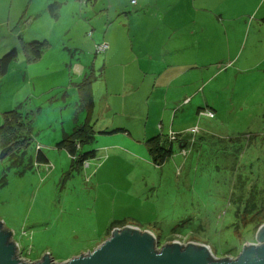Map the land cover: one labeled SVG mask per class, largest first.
Segmentation results:
<instances>
[{"label": "rangeland", "instance_id": "rangeland-1", "mask_svg": "<svg viewBox=\"0 0 264 264\" xmlns=\"http://www.w3.org/2000/svg\"><path fill=\"white\" fill-rule=\"evenodd\" d=\"M80 2L88 12L67 6L59 24L48 22L47 37L27 35V45L48 41L38 62L28 61L20 42L0 39V60L19 47L9 72L0 67V129L6 114L19 110L28 140L4 159L0 140V224L15 257L36 263L49 255L64 264L127 227L151 232L159 250L175 243L206 246L219 260H236L245 247L258 246L264 227V66L228 68L211 90L195 88L198 80L186 89L189 81L179 89H155L150 74L107 69L104 55L90 49L100 33L93 21L107 12L94 11L95 0L89 7ZM157 9L153 3L141 11L148 12L143 21L161 25ZM131 17L118 16L115 24ZM252 54L253 63L258 52ZM86 79L93 83V105L80 93ZM208 111L213 119L204 115ZM82 128L91 139L85 134L75 157L59 148ZM182 135L192 141L183 149L177 143ZM157 136L167 148L174 143L173 157L160 166L147 145ZM40 148L46 164L38 161ZM91 152L96 157L81 163Z\"/></svg>", "mask_w": 264, "mask_h": 264}, {"label": "crops", "instance_id": "crops-1", "mask_svg": "<svg viewBox=\"0 0 264 264\" xmlns=\"http://www.w3.org/2000/svg\"><path fill=\"white\" fill-rule=\"evenodd\" d=\"M80 1L0 0V39L8 36L16 40L17 45L18 42L24 45L29 61L31 44L26 43L27 35L36 31L47 37L44 30L48 22L59 24L67 6H73V11H77V7L86 8ZM95 2L98 4L94 11L107 14L93 21L94 30L100 33L92 35L95 48L90 46V49L109 45L107 53H103L107 69H135L137 73L150 74L153 77L149 83H153L155 89L168 90L174 86L179 89L181 82L189 81L182 86L186 89L187 84L193 85L198 80L195 88L211 90L228 68L247 72L264 66V0H139L138 6H133L130 0ZM153 3L158 7L154 15L161 20V25H154L150 19L143 21L148 12L142 14L141 11L150 9ZM86 4L89 7V3ZM124 14L132 16L130 22L119 20L116 25L115 19ZM119 22L122 25H118ZM149 28L156 31L155 35L148 34ZM162 29L166 34L159 35ZM128 30L130 33L126 35ZM47 43L44 42V48ZM19 47L14 49L17 53ZM256 51L258 55L252 63L251 54L255 57ZM192 88L194 86L189 89ZM207 100L204 97V101ZM190 101L191 98H186L185 104ZM187 139L190 141L189 137ZM179 146L183 149L181 144ZM106 160L101 164H107Z\"/></svg>", "mask_w": 264, "mask_h": 264}, {"label": "water", "instance_id": "water-1", "mask_svg": "<svg viewBox=\"0 0 264 264\" xmlns=\"http://www.w3.org/2000/svg\"><path fill=\"white\" fill-rule=\"evenodd\" d=\"M12 147L4 150V159ZM0 224V264H57L48 255L36 263H23L15 257V246L8 245ZM155 236L135 228L115 230L112 237L93 253L64 264H264V227L258 236L260 243L245 247L236 260L212 258L206 246L169 244L157 249Z\"/></svg>", "mask_w": 264, "mask_h": 264}, {"label": "trees", "instance_id": "trees-1", "mask_svg": "<svg viewBox=\"0 0 264 264\" xmlns=\"http://www.w3.org/2000/svg\"><path fill=\"white\" fill-rule=\"evenodd\" d=\"M87 1L88 3L92 2V0H82ZM131 1V0H130ZM132 2V1H131ZM132 4V3H131ZM29 53L31 54L29 56V62H37L39 61L43 54H44V43H33L29 47ZM110 48V47H109ZM109 50V49H108ZM107 50V51H108ZM107 51L105 53H107ZM99 54V53H97ZM103 54V53H100ZM18 59V53L16 50L12 51L10 54H8L6 57H4L2 60H0V67L2 69L3 74H7L11 64ZM92 81L85 80L80 87V93H82L83 100L87 101V104L93 105V87H92ZM23 120V116L20 113L19 110L12 111L10 113H7L5 115V122L3 127L0 129V140L3 144V148L7 149L12 147L11 151H14L16 147L20 144L27 143V137H24V129L26 127L25 123L21 122ZM89 130H92L90 127H88ZM90 131L88 129L82 128L75 131V133L71 136H68L64 142L60 143L58 146L59 148H65L67 149L70 154L75 157L77 155V152L82 149L84 146V136L85 139L90 140ZM93 133V130H92ZM113 133V132H111ZM105 134H109L105 132ZM171 134V133H170ZM170 136V135H169ZM187 136V135H186ZM181 142L182 148H184L186 141L190 142L189 139L185 136H179L177 143ZM192 142V141H191ZM184 143V144H183ZM168 145L170 148L165 147L164 143L162 142V137L157 136L154 139L150 140L148 142L150 154L152 158L154 159V162L157 166L164 165L165 162H167L168 159L173 157L174 155V143L169 141ZM10 151V152H11ZM96 157L94 152L83 154L80 158V162L85 164L86 162H89V159H94ZM38 161L40 163H48V158L40 148L38 151ZM111 235V233L109 234Z\"/></svg>", "mask_w": 264, "mask_h": 264}, {"label": "built area", "instance_id": "built-area-1", "mask_svg": "<svg viewBox=\"0 0 264 264\" xmlns=\"http://www.w3.org/2000/svg\"><path fill=\"white\" fill-rule=\"evenodd\" d=\"M131 1H132L131 3H132L133 6H137L138 5V0H131ZM108 49H109V45H107V44L99 45V46L96 47V51L99 54L100 53H105ZM204 115L209 117V118H211V119H213L215 117L214 113L211 112V111H208V112L204 113ZM170 137H171V140L172 139L176 140V135L174 133H171Z\"/></svg>", "mask_w": 264, "mask_h": 264}]
</instances>
